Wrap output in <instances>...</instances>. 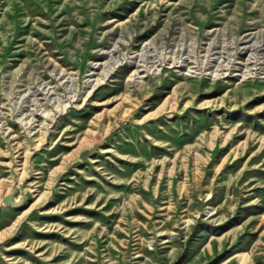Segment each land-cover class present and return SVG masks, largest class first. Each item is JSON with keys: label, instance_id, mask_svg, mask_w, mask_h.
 <instances>
[{"label": "rangeland", "instance_id": "rangeland-1", "mask_svg": "<svg viewBox=\"0 0 264 264\" xmlns=\"http://www.w3.org/2000/svg\"><path fill=\"white\" fill-rule=\"evenodd\" d=\"M0 264H264V0H0Z\"/></svg>", "mask_w": 264, "mask_h": 264}, {"label": "bare ground", "instance_id": "bare-ground-1", "mask_svg": "<svg viewBox=\"0 0 264 264\" xmlns=\"http://www.w3.org/2000/svg\"><path fill=\"white\" fill-rule=\"evenodd\" d=\"M249 35H251V33H250ZM249 35H248V36H249ZM252 35H253V34H252ZM255 36H256V35H255Z\"/></svg>", "mask_w": 264, "mask_h": 264}]
</instances>
